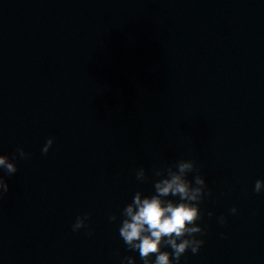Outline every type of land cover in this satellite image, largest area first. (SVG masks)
Here are the masks:
<instances>
[{"label":"water","instance_id":"obj_1","mask_svg":"<svg viewBox=\"0 0 264 264\" xmlns=\"http://www.w3.org/2000/svg\"><path fill=\"white\" fill-rule=\"evenodd\" d=\"M0 155V264H143L123 209L179 160L211 192L180 264H264V0H0Z\"/></svg>","mask_w":264,"mask_h":264},{"label":"clouds","instance_id":"obj_2","mask_svg":"<svg viewBox=\"0 0 264 264\" xmlns=\"http://www.w3.org/2000/svg\"><path fill=\"white\" fill-rule=\"evenodd\" d=\"M53 139L49 138L42 149L47 155L53 146ZM19 158L28 159L29 154L23 149H18ZM17 156L0 155V169L11 177L17 173L18 168L14 161ZM195 173L194 179L190 181L188 175ZM154 175L158 177L154 182V195L144 196L136 192L132 202L122 212L124 217L119 228V235L130 251H138L143 264H180V259L186 252L191 250L198 254L205 241L197 239V235H206L203 228L197 225L201 220L199 205L205 195L207 184L202 175L199 174L194 161L179 160L175 164L164 168L155 169ZM137 180L144 182L149 179L145 170L140 168L136 172ZM9 184L0 177V199L9 192ZM264 191V181L257 180L254 192L259 194ZM178 198L177 201L168 199ZM231 213L235 215L238 211L233 207ZM209 216L213 214L208 213ZM88 215L78 216L72 225V230L78 232L88 227L85 221ZM111 222L117 217L111 215ZM220 223H226L225 218H219ZM91 234V233H89ZM163 248H171L172 252L163 251ZM155 256L153 261L152 257ZM135 264L133 257H124L122 264Z\"/></svg>","mask_w":264,"mask_h":264}]
</instances>
